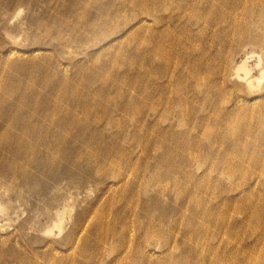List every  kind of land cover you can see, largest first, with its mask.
Listing matches in <instances>:
<instances>
[{
	"label": "rangeland",
	"instance_id": "rangeland-1",
	"mask_svg": "<svg viewBox=\"0 0 264 264\" xmlns=\"http://www.w3.org/2000/svg\"><path fill=\"white\" fill-rule=\"evenodd\" d=\"M6 123L0 264H264V0H0Z\"/></svg>",
	"mask_w": 264,
	"mask_h": 264
},
{
	"label": "bare ground",
	"instance_id": "bare-ground-1",
	"mask_svg": "<svg viewBox=\"0 0 264 264\" xmlns=\"http://www.w3.org/2000/svg\"><path fill=\"white\" fill-rule=\"evenodd\" d=\"M4 131V133L3 134H0V137L2 138V139H4L6 136H5V133H10L11 131H12V129H13V125H10V123H6V124H4V126H3V128H2ZM4 135V136H3Z\"/></svg>",
	"mask_w": 264,
	"mask_h": 264
},
{
	"label": "clouds",
	"instance_id": "clouds-1",
	"mask_svg": "<svg viewBox=\"0 0 264 264\" xmlns=\"http://www.w3.org/2000/svg\"><path fill=\"white\" fill-rule=\"evenodd\" d=\"M21 15H22V11H21L20 13L17 14L16 19H19ZM12 22L15 23V19H14Z\"/></svg>",
	"mask_w": 264,
	"mask_h": 264
}]
</instances>
